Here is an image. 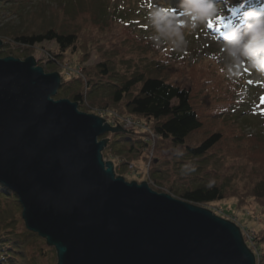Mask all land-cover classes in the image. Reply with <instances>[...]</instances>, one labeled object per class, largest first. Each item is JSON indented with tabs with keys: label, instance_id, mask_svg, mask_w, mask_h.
I'll list each match as a JSON object with an SVG mask.
<instances>
[{
	"label": "water",
	"instance_id": "95a60500",
	"mask_svg": "<svg viewBox=\"0 0 264 264\" xmlns=\"http://www.w3.org/2000/svg\"><path fill=\"white\" fill-rule=\"evenodd\" d=\"M61 81L0 56V184L57 264H257L235 223L117 176L99 139L128 130L56 100Z\"/></svg>",
	"mask_w": 264,
	"mask_h": 264
},
{
	"label": "rangeland",
	"instance_id": "374dc122",
	"mask_svg": "<svg viewBox=\"0 0 264 264\" xmlns=\"http://www.w3.org/2000/svg\"><path fill=\"white\" fill-rule=\"evenodd\" d=\"M153 2L154 0H0V28L9 25L8 28L12 31V27L21 26L25 31L29 28V32H38L53 24L72 25L79 29L78 46H82L86 53L92 49L90 58L85 64L86 67H90L88 69L90 78H99L92 73L103 62V58L100 57L110 56L113 62L110 64V77L108 76L110 81L116 82L134 75L135 72H144L147 76L158 74L168 82L188 87L192 91V104L203 117L206 131L222 132L226 139L224 138V141L211 154L209 153L204 161H189L190 167H199L195 173L185 170L184 167L189 166L182 165L180 159L172 157L166 160L158 168L162 180L159 182L161 189L157 192L171 194L179 199L177 195L201 185H222L227 193V199L214 202L204 208L235 223L244 232L247 243L252 245L253 237L255 235L257 237L260 231L264 232V217L259 215L255 217L256 206L254 204L249 208L241 206L242 203L235 197L244 190L248 176L255 169L264 167V78L247 71H242L240 77L232 79L226 76L225 71H222L225 61L220 51L221 45L213 38V35H218L220 30L217 29L219 25L216 23H212L216 25L215 31L212 25L209 27L206 24H200L195 30L184 28L182 31L186 43L179 48L171 42V39L152 40L151 37L155 32L148 23L147 15L150 11L149 5ZM221 2L224 3V0ZM16 3L13 10L18 12L11 13L12 8L6 9ZM169 3L175 7L177 0H169ZM19 11L25 13V21L18 14ZM0 41H2L1 50L6 49L7 53H12L10 56L21 60L28 56L15 46L9 47L11 41L3 38V35H0ZM57 50L58 45L55 42H44L28 57H34L39 66L41 60L47 57V51L57 52ZM80 54L77 52L71 55L69 50L65 63L70 59L74 66L64 64V68L58 67L59 71L55 72L60 75L62 73L67 80L70 79L66 72L69 70L79 72L83 68V66L77 68L81 60ZM60 90L61 87L58 93ZM58 93L57 95L61 96ZM57 95L56 100H58ZM63 99L70 100L68 97ZM228 108L231 110L229 111ZM228 111L229 115L226 116ZM126 121L129 123L133 120L126 119ZM128 123L124 125V129L132 130ZM110 146L112 147V143ZM105 151L106 147L103 153ZM104 159L111 161L109 158ZM119 169L120 167L117 171L120 174L124 169L121 171ZM129 170L130 172L124 170L125 172L119 176L124 177L128 182L141 183L143 177H139V173L135 174L133 169ZM259 176L263 178L264 174ZM8 198L10 201H5L4 197L0 196L2 210L17 206L12 202V196ZM243 202L248 203L245 200ZM237 203L238 207H236ZM11 216L12 214L8 215ZM20 219V215L16 214L14 225L18 231H21L22 227ZM27 250L32 260L31 264L58 263L57 253L43 246L42 241L30 244ZM256 250L258 254L260 252L264 255V252L255 248ZM263 257L257 260V264H264Z\"/></svg>",
	"mask_w": 264,
	"mask_h": 264
},
{
	"label": "trees",
	"instance_id": "16d2710c",
	"mask_svg": "<svg viewBox=\"0 0 264 264\" xmlns=\"http://www.w3.org/2000/svg\"><path fill=\"white\" fill-rule=\"evenodd\" d=\"M227 1L224 0L223 4L230 11ZM16 5L17 3L6 9L12 8V11L9 10L11 13L18 12V10H13ZM18 14L23 20L25 19L24 12L19 11ZM5 26L7 27L0 28V35L11 41L9 47L15 46L25 55L29 56V54L35 53L38 45L44 42H55L58 45L57 52L47 51V57H44L41 64H38L46 72L59 71L58 67L64 68V64L65 66L66 64L74 66L70 59H68V63H65L69 50L71 55H75L77 52L81 53L80 64L77 67L83 66L81 71L69 70L66 72V75L70 77L68 80L61 73L63 80L58 93L61 96L57 95L58 99L68 97L72 102L78 103L81 111L94 112L95 115L106 119L114 127L124 129V125L127 124L126 119H132L134 123H138L134 129L128 130V133L110 132L109 135L105 134L100 138L106 141L104 158H109L114 163L117 176L122 175V172L125 171L130 172L131 168L135 174L139 173V177H143L141 183L147 182L157 191L161 189L159 182L162 180L158 168L166 160L172 157L180 159L183 162L182 165L189 166L184 167L185 170L195 173L199 167H190L189 161H204L205 157L224 141L225 136L222 132L206 131L203 117L192 104V91L186 86L168 82L158 74L147 76L144 72H135L134 75L116 82L110 81L108 80V76L111 74L110 64H113L110 56L100 57L103 58V62L92 73L99 78H90L88 73L90 67H86L85 64L90 58L92 49L86 53L82 46H78V28L76 29L72 25L53 24L38 32H29V28L25 31L23 28L21 29V26H18L17 28L12 27L13 29L10 31L9 25ZM5 50H1L0 55L7 57L12 54ZM228 109L231 110V108ZM229 111L226 116L229 115ZM216 114L215 112V117H217ZM110 143H112V147ZM113 146L120 147L115 149ZM119 167V171L121 169L125 171L123 170L119 174L117 171ZM260 174H264V167L255 169L248 176L244 190L237 193L235 197L239 200L238 202L242 203L241 206L249 208L254 204L256 206L255 217L256 215L264 217V177H260ZM0 196L4 197L5 201H10L8 197L12 196V202L17 205L2 210L0 203V264H31L32 260L29 258L27 248L37 241H42L43 246L56 252L55 248L47 244L46 239L27 229L18 196L1 184ZM177 197L193 205L205 207L214 202L225 201L227 193L222 185L205 184L193 190H187ZM244 200L248 203L244 204ZM238 205L237 203L236 207ZM9 214L12 216L8 217ZM16 214L21 217V231H18L14 225ZM251 242L252 245H249L246 240L247 246L256 254L257 260H261L264 255L260 252L258 254L255 248L264 252V232H258L257 237L255 235Z\"/></svg>",
	"mask_w": 264,
	"mask_h": 264
},
{
	"label": "clouds",
	"instance_id": "9594fccd",
	"mask_svg": "<svg viewBox=\"0 0 264 264\" xmlns=\"http://www.w3.org/2000/svg\"><path fill=\"white\" fill-rule=\"evenodd\" d=\"M228 11L221 0H154L147 15L154 41L171 39L177 47L185 44L184 28L200 24L219 25L213 38L221 45L226 76L240 77L242 71L264 78V0H228Z\"/></svg>",
	"mask_w": 264,
	"mask_h": 264
},
{
	"label": "built area",
	"instance_id": "2783aa9c",
	"mask_svg": "<svg viewBox=\"0 0 264 264\" xmlns=\"http://www.w3.org/2000/svg\"><path fill=\"white\" fill-rule=\"evenodd\" d=\"M127 123H128V121H127ZM138 123H134L133 121H130L129 123H128V126H130L131 128H135V126L137 125Z\"/></svg>",
	"mask_w": 264,
	"mask_h": 264
}]
</instances>
